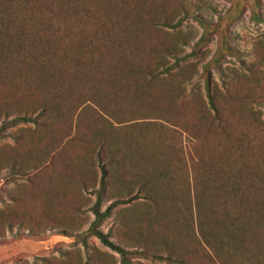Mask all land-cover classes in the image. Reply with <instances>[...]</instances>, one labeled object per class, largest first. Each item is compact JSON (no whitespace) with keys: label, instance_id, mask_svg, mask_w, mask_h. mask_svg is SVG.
I'll return each mask as SVG.
<instances>
[{"label":"rangeland","instance_id":"1","mask_svg":"<svg viewBox=\"0 0 264 264\" xmlns=\"http://www.w3.org/2000/svg\"><path fill=\"white\" fill-rule=\"evenodd\" d=\"M73 6L90 10L87 26L115 36L139 15L142 40L172 44L178 59L166 57L171 68L151 96L131 97L99 70L62 75L43 87L56 93L44 100L40 91L0 82V264H120L119 254L88 232L94 203L102 212L114 200L120 202L95 228L126 251L127 264H166L163 237L173 245L172 259L216 264L199 252L193 258V243L172 232L179 206L159 215L146 202L144 159L124 143L129 134L160 136L159 148L167 145L173 157L180 149L190 166L198 156L227 155L237 165L264 164V0H75ZM43 102L51 109L41 110ZM18 113L35 123H10ZM110 140L116 142L108 148ZM156 251L162 260L143 256Z\"/></svg>","mask_w":264,"mask_h":264},{"label":"trees","instance_id":"2","mask_svg":"<svg viewBox=\"0 0 264 264\" xmlns=\"http://www.w3.org/2000/svg\"><path fill=\"white\" fill-rule=\"evenodd\" d=\"M74 2L0 0V82L40 91L44 100L54 98L56 93L46 92L43 87L53 86L62 75L75 79L81 78L76 76L79 70H99L105 74L106 81L125 87L131 97L153 95L152 87L171 68L166 65V57L176 63L177 49L172 44L145 43L140 36L144 25L139 15L122 25L116 36L109 34L107 28L87 26L86 18L92 17L90 10L80 6L82 13L78 12L84 16L81 18ZM70 14L75 17L66 19ZM206 91L209 111L217 116L207 87ZM46 103L41 104V110L51 109ZM147 107L148 111H161L159 107ZM18 122L35 123V119L27 113H18L10 123ZM153 125L156 128V124H147ZM126 139L128 143L124 144L130 147L131 155L144 159L140 182L143 198L159 215L163 208L179 206L174 213L182 210V214L180 219L172 218V232L179 240L193 243L190 252L197 254L193 258H198L199 252L209 263L264 264V164L237 165L227 155L214 159L198 156L190 166L188 157L187 164L183 162L180 149L178 157H173L172 150L167 151V145L161 150L160 136L129 134ZM114 142H108V148ZM208 168L211 173L207 172ZM100 170L102 189L106 173L103 167ZM118 202L112 201L99 212L96 201L88 232L117 252L120 264H127L126 251L95 228ZM161 245L169 252V257L164 259L166 264H184L178 257L172 259L174 248L167 238L163 237ZM143 256L162 260L157 251Z\"/></svg>","mask_w":264,"mask_h":264}]
</instances>
